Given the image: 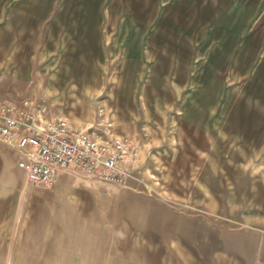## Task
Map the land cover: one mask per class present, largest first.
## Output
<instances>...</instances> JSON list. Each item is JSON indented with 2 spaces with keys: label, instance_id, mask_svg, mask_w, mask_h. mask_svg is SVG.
I'll return each mask as SVG.
<instances>
[{
  "label": "rangeland",
  "instance_id": "1",
  "mask_svg": "<svg viewBox=\"0 0 264 264\" xmlns=\"http://www.w3.org/2000/svg\"><path fill=\"white\" fill-rule=\"evenodd\" d=\"M8 107L127 139L136 245L264 264V0H0Z\"/></svg>",
  "mask_w": 264,
  "mask_h": 264
},
{
  "label": "crops",
  "instance_id": "2",
  "mask_svg": "<svg viewBox=\"0 0 264 264\" xmlns=\"http://www.w3.org/2000/svg\"><path fill=\"white\" fill-rule=\"evenodd\" d=\"M19 158L14 147L0 143V263L178 264L171 257L182 242L168 238L165 222L154 223L152 238L135 244L133 194L116 189L106 196L107 182L71 171L51 186L37 185Z\"/></svg>",
  "mask_w": 264,
  "mask_h": 264
},
{
  "label": "built area",
  "instance_id": "3",
  "mask_svg": "<svg viewBox=\"0 0 264 264\" xmlns=\"http://www.w3.org/2000/svg\"><path fill=\"white\" fill-rule=\"evenodd\" d=\"M9 110L0 112V140L19 152L18 166L32 183L51 186L63 171L107 183L125 179L130 157L123 135L104 138L66 118L46 120L32 110Z\"/></svg>",
  "mask_w": 264,
  "mask_h": 264
}]
</instances>
